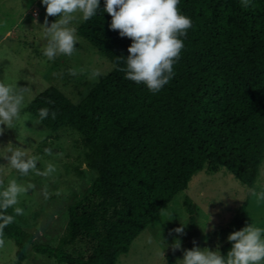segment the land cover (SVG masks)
<instances>
[{
	"label": "trees",
	"instance_id": "obj_1",
	"mask_svg": "<svg viewBox=\"0 0 264 264\" xmlns=\"http://www.w3.org/2000/svg\"><path fill=\"white\" fill-rule=\"evenodd\" d=\"M104 7L100 0L97 15L81 20L76 33L112 69L78 103L50 85L26 104L37 119L40 109L50 110L42 121L49 130L78 134L94 177L88 192L69 205L58 244L36 242L15 220L3 229V237L15 242L13 264L23 263L28 245L58 263L114 264L177 192H188L195 172L224 168L248 187L258 177L264 153V0H251L247 8L242 0H180V13L192 27L181 37L184 48L172 79L157 93L119 70L126 67L132 40L110 29ZM249 197L233 214L234 231L250 224ZM184 204L190 230L185 250H191L198 230L193 208ZM4 214L15 217L14 207ZM232 244L223 243L220 253L226 256ZM171 256L166 252V264H173Z\"/></svg>",
	"mask_w": 264,
	"mask_h": 264
},
{
	"label": "rangeland",
	"instance_id": "obj_2",
	"mask_svg": "<svg viewBox=\"0 0 264 264\" xmlns=\"http://www.w3.org/2000/svg\"><path fill=\"white\" fill-rule=\"evenodd\" d=\"M46 6L41 0H0V82L25 87L24 107L20 118L12 122L0 135V192L11 180L27 186L34 185L18 197L13 206L23 209L15 213L14 220L34 235L36 242L56 245L66 234L68 207L81 199L89 190L94 172L84 163L85 149L78 134L71 129L51 131L26 110V104L38 92L52 85L62 91L71 101L78 103L89 89L112 69V63L88 40L77 35V51L72 56L57 55L48 60L43 55L47 43L44 21ZM59 17L48 16V26ZM81 14L69 26L76 28ZM75 71V75L69 70ZM99 70L96 80L91 73ZM0 127H4L0 125ZM17 148L25 151L26 157L36 156L37 170L46 171L51 164L55 171L47 176L30 170L22 175L11 167L8 157ZM50 149L51 154L45 152ZM44 151V152H43ZM189 190H180L132 240L129 250L120 254L114 264H166L165 254L172 251L173 264H181L186 241L190 238L187 207L193 208L198 230L196 247L219 250L228 236L234 232L232 217L238 205L248 195L250 224L264 227V201H257L250 193L264 191V153L259 174L253 187L236 182L231 173L221 168L217 172L205 169L195 172L188 182ZM184 225V234L173 230ZM5 244L0 248V264H13L15 242L11 237H2ZM176 240L179 249L173 250ZM22 264H66L53 257L39 253L28 245Z\"/></svg>",
	"mask_w": 264,
	"mask_h": 264
},
{
	"label": "clouds",
	"instance_id": "obj_3",
	"mask_svg": "<svg viewBox=\"0 0 264 264\" xmlns=\"http://www.w3.org/2000/svg\"><path fill=\"white\" fill-rule=\"evenodd\" d=\"M46 6V18L43 28L47 43L43 55L48 60H54L57 55L72 56L77 51L78 43L76 28L69 25L81 14L83 21L97 15L100 0H41ZM180 0H105L104 11L111 16V30H118L121 37L131 38L132 43L128 48V57L125 59L126 67L119 69L126 73L125 78L136 83H143L149 91L159 92L172 79L173 65L180 58L184 43L181 37L187 35V30L192 27L189 17L180 13L178 8ZM251 0H242V6L247 8ZM48 16L59 17L48 26ZM118 60L121 57H117ZM70 74L75 71L70 69ZM101 75L99 70L91 73L90 79L96 80ZM25 87H18L10 83L0 82V135L5 128H11L13 120L20 118L24 105ZM49 109L42 108L38 112L36 124H40L49 117ZM51 118H56V112H51ZM45 152L51 154L50 149ZM26 157L23 150L17 148L12 152L8 161L14 169L22 175H27L30 170L37 175L47 176L55 171L49 164L46 171L37 170L38 157ZM0 181V185H2ZM34 185L23 186L11 180L6 189L0 192V248L5 244L3 229L14 221V216L5 215L9 207L18 203V197L26 193ZM250 193L257 201H264V191L257 193L250 189ZM17 215L23 214V209L14 208ZM162 215L164 211L162 209ZM184 225L173 231L183 235ZM228 241L233 242L227 255H222L219 250L211 251L207 248L193 247L186 250L182 264H264V227L248 224L239 231H234L228 236ZM173 250L181 247V242L176 240L172 245Z\"/></svg>",
	"mask_w": 264,
	"mask_h": 264
}]
</instances>
